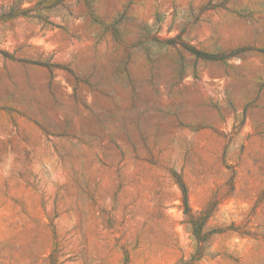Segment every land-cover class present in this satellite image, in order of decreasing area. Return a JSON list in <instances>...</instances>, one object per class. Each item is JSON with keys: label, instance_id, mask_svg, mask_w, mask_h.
Masks as SVG:
<instances>
[{"label": "rangeland", "instance_id": "1", "mask_svg": "<svg viewBox=\"0 0 264 264\" xmlns=\"http://www.w3.org/2000/svg\"><path fill=\"white\" fill-rule=\"evenodd\" d=\"M0 264H264V0H0Z\"/></svg>", "mask_w": 264, "mask_h": 264}, {"label": "trees", "instance_id": "2", "mask_svg": "<svg viewBox=\"0 0 264 264\" xmlns=\"http://www.w3.org/2000/svg\"><path fill=\"white\" fill-rule=\"evenodd\" d=\"M196 53H198V55H204V54H202V52H196ZM185 199H186V197H185ZM53 257H54V251L50 254V258H53Z\"/></svg>", "mask_w": 264, "mask_h": 264}]
</instances>
